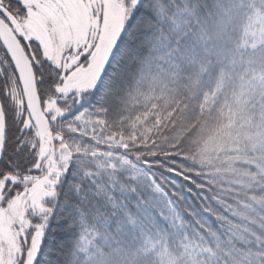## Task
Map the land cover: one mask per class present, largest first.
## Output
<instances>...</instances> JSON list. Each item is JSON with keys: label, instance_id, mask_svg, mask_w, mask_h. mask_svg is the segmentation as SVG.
<instances>
[{"label": "snow or ice", "instance_id": "6c2138e0", "mask_svg": "<svg viewBox=\"0 0 264 264\" xmlns=\"http://www.w3.org/2000/svg\"><path fill=\"white\" fill-rule=\"evenodd\" d=\"M0 264H264V0H0Z\"/></svg>", "mask_w": 264, "mask_h": 264}]
</instances>
